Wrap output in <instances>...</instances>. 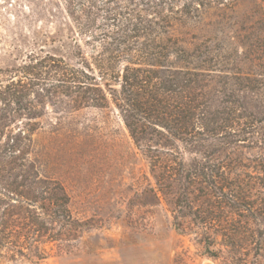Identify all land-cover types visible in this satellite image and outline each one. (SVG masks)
<instances>
[{"label": "trees", "instance_id": "trees-1", "mask_svg": "<svg viewBox=\"0 0 264 264\" xmlns=\"http://www.w3.org/2000/svg\"><path fill=\"white\" fill-rule=\"evenodd\" d=\"M61 2L74 63L32 54L0 69V258L43 261L50 244L81 227L65 187L31 159L47 105L67 98L75 110L119 108L149 160L154 193L175 208L177 231L189 218L210 258L220 240L233 264H264V69L195 63L201 49L169 36L228 0ZM178 53L184 65L171 62Z\"/></svg>", "mask_w": 264, "mask_h": 264}, {"label": "rangeland", "instance_id": "rangeland-1", "mask_svg": "<svg viewBox=\"0 0 264 264\" xmlns=\"http://www.w3.org/2000/svg\"><path fill=\"white\" fill-rule=\"evenodd\" d=\"M175 27L169 36L179 37L180 47L201 49L195 63L213 58L216 70L264 69L258 64L264 61V0H228L201 23ZM71 29L61 0H0V69L32 54L74 63ZM179 55L171 62L184 65ZM254 58L260 68L249 62ZM40 122L31 159L42 176L65 187L81 227L50 244L43 261L0 258V264H233L220 240L211 248L219 258H210L204 231L191 219L182 220L184 233L177 231L175 208L154 193L149 160L115 104L75 110L69 99L57 98Z\"/></svg>", "mask_w": 264, "mask_h": 264}]
</instances>
